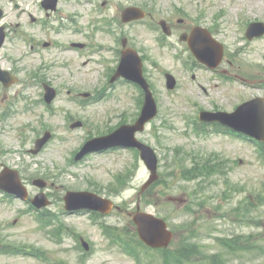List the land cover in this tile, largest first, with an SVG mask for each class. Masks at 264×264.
<instances>
[{"label":"rangeland","instance_id":"374dc122","mask_svg":"<svg viewBox=\"0 0 264 264\" xmlns=\"http://www.w3.org/2000/svg\"><path fill=\"white\" fill-rule=\"evenodd\" d=\"M62 1L60 12L73 16L65 23L70 28L78 22L87 27L89 17H74L76 6ZM105 3L108 10L99 15L98 21L104 27L111 25V35L106 30L96 31L92 45L100 54L95 58L75 52L59 53L57 48L45 50L41 56L28 54L30 49L14 33L15 37L8 36L0 49L1 66L19 76L9 88L0 84V171L5 166L17 168L30 197L40 192L32 185L34 176L48 180L45 191L52 204L45 209L58 216L54 225L48 226L28 212L24 201L5 200L0 193V248L30 250L29 255L0 253V264H135L143 259L141 249L127 254L120 246L110 245L88 216L63 213V196L69 189L90 190L111 198L118 209L104 220L130 236L135 231L131 214L138 206L166 219L175 231L172 244L166 252H150L153 257L142 264H264V163L253 144L217 133H199L194 124L195 120L202 124L198 119L202 110L232 111L255 92L264 94L219 79L223 70L225 74H241L250 82L264 80V36L250 40L245 37L250 22L264 21V0ZM12 4L14 0H0L6 12L2 23L13 31L31 32L35 40H84L69 31L61 36L41 33L40 26L30 20L33 7L26 5L17 11ZM128 6L143 8L146 15L124 23L122 11ZM161 19L167 21L172 32L170 37H163L164 44L157 30ZM180 19L187 26L209 28L225 45L227 55L217 71L192 64L195 58L187 43L179 40ZM124 37L143 55L145 77L157 101V116L137 134L138 140L152 146L159 157V180L145 192L141 186L149 171L132 150L94 154L87 161L72 163L87 136L105 135L122 123H134L142 112L140 91L125 83L111 87V99L89 106L80 103L83 92L99 91L107 84L103 69L111 58L113 73ZM97 59L106 65H99L94 61ZM45 62L52 65L44 68ZM167 73L177 80L174 89L167 88ZM43 82L58 93L48 107L39 101L44 95ZM76 122L80 126L71 128ZM47 130L53 134L50 142L37 155L30 153L35 140ZM202 163L212 173L183 178L185 167L189 170ZM170 196H182L184 201H168ZM60 225L63 229L59 233L56 229ZM76 234L90 244L85 255L81 254ZM226 240L233 243L231 251L224 246L228 244ZM181 250L184 252L179 253ZM33 251L49 261L34 256ZM134 254L138 256L134 258Z\"/></svg>","mask_w":264,"mask_h":264},{"label":"water","instance_id":"95a60500","mask_svg":"<svg viewBox=\"0 0 264 264\" xmlns=\"http://www.w3.org/2000/svg\"><path fill=\"white\" fill-rule=\"evenodd\" d=\"M143 16V12L136 8H127L123 13L124 21H130L132 19L140 18ZM264 33V27L262 24H252L249 29L248 36L262 35ZM191 48L196 56L211 67H215L221 60L223 55V47L221 44L215 42L211 37V34L207 30L202 28H195L194 32L189 40ZM123 44H127V39L123 40ZM3 81L10 83L8 74L3 72ZM118 76L123 75L128 79H133L140 82L147 91V104L143 110L142 117L135 125H124L119 128L112 136L98 138L89 144V150H98L105 147L121 145H138L143 150V158L146 160L148 166L151 168L153 175L149 185L155 179H157V158L152 150L137 142L134 138L135 133L138 130H143L145 123L156 114V105L152 94L148 90V84L142 77V60L136 50L132 48H126L122 53V60L119 65ZM169 87L174 86V78L168 75ZM7 84V83H6ZM9 85V84H7ZM48 94L47 99L50 101L55 96V92L52 88L47 87ZM151 106V109H150ZM204 120L208 121H220L223 124L230 125L235 129L242 130L252 136L260 139L264 138V104L260 99H254L240 105L235 112L226 113H206L202 115ZM51 134L46 133L43 138L37 140L35 153L40 151L45 143L50 139ZM85 149L81 156L86 153ZM80 156V157H81ZM41 187L46 185L42 180L35 181ZM146 185V186H147ZM0 186L7 189L21 197H27V191L21 183L19 174L15 170L6 169L0 175ZM67 208L69 210L91 208V209H103V205L107 202L95 194L88 192H69L66 196ZM38 206L49 204L45 193H40L34 200ZM106 209L110 208V204L105 206ZM136 220L141 225V234L144 239L148 240L151 245H166L171 240L172 234L167 231L166 223L160 219H156L152 216L145 214H138ZM158 239L164 240L163 242H156Z\"/></svg>","mask_w":264,"mask_h":264},{"label":"trees","instance_id":"16d2710c","mask_svg":"<svg viewBox=\"0 0 264 264\" xmlns=\"http://www.w3.org/2000/svg\"><path fill=\"white\" fill-rule=\"evenodd\" d=\"M205 171H207V167L206 165H199V166H195L191 169H189L187 172L189 174H187V177H197L201 174H203ZM183 252V250H181L179 253Z\"/></svg>","mask_w":264,"mask_h":264},{"label":"flooded vegetation","instance_id":"af4514ba","mask_svg":"<svg viewBox=\"0 0 264 264\" xmlns=\"http://www.w3.org/2000/svg\"><path fill=\"white\" fill-rule=\"evenodd\" d=\"M183 25H184V24L182 23V26H183ZM188 29H189V28H184V31H185V30L188 31ZM32 47H35V45H32Z\"/></svg>","mask_w":264,"mask_h":264}]
</instances>
